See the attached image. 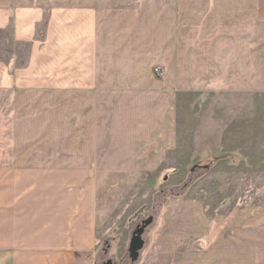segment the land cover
Listing matches in <instances>:
<instances>
[{"label":"crops","instance_id":"crops-1","mask_svg":"<svg viewBox=\"0 0 264 264\" xmlns=\"http://www.w3.org/2000/svg\"><path fill=\"white\" fill-rule=\"evenodd\" d=\"M197 92H264V0H0V264H130L111 220ZM154 224L138 264H264V206Z\"/></svg>","mask_w":264,"mask_h":264},{"label":"rangeland","instance_id":"rangeland-1","mask_svg":"<svg viewBox=\"0 0 264 264\" xmlns=\"http://www.w3.org/2000/svg\"><path fill=\"white\" fill-rule=\"evenodd\" d=\"M174 125L175 148L163 165L172 169L142 176L111 220L127 240L136 225L153 218L143 237L146 247L163 195L196 198L214 218L229 216L234 208L264 206V92L181 95ZM111 247L108 240L99 242L96 264H115ZM127 256L126 251L129 262Z\"/></svg>","mask_w":264,"mask_h":264},{"label":"water","instance_id":"water-1","mask_svg":"<svg viewBox=\"0 0 264 264\" xmlns=\"http://www.w3.org/2000/svg\"><path fill=\"white\" fill-rule=\"evenodd\" d=\"M152 223L153 218L148 217L147 219L141 221L140 224L136 225L134 231L131 233L127 246V257L130 264H136L139 261L141 253L146 245L143 239L145 230ZM104 264H112V262L110 260H107Z\"/></svg>","mask_w":264,"mask_h":264},{"label":"trees","instance_id":"trees-1","mask_svg":"<svg viewBox=\"0 0 264 264\" xmlns=\"http://www.w3.org/2000/svg\"><path fill=\"white\" fill-rule=\"evenodd\" d=\"M162 193V192H161ZM158 195V194H157ZM162 195V194H161ZM169 197H174L173 195H171V194H169V195H163V199L162 200H165L166 198H169ZM177 197V196H176ZM162 200L160 199L159 201H158V205H159V207H161V205L163 204V202H162ZM159 216H160V211H159V213H158V215H157V219L159 218Z\"/></svg>","mask_w":264,"mask_h":264},{"label":"built area","instance_id":"built-area-1","mask_svg":"<svg viewBox=\"0 0 264 264\" xmlns=\"http://www.w3.org/2000/svg\"><path fill=\"white\" fill-rule=\"evenodd\" d=\"M161 71L159 69H155V74L160 75Z\"/></svg>","mask_w":264,"mask_h":264}]
</instances>
